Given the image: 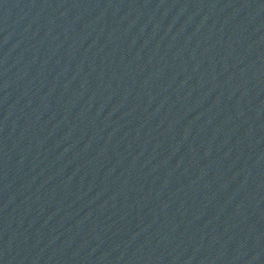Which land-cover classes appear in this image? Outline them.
<instances>
[{
  "label": "water",
  "instance_id": "95a60500",
  "mask_svg": "<svg viewBox=\"0 0 264 264\" xmlns=\"http://www.w3.org/2000/svg\"><path fill=\"white\" fill-rule=\"evenodd\" d=\"M0 264H264V0H0Z\"/></svg>",
  "mask_w": 264,
  "mask_h": 264
}]
</instances>
